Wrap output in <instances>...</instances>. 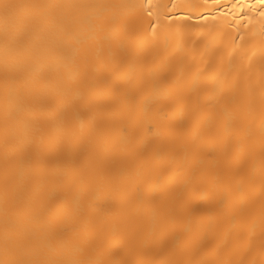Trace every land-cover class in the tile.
I'll use <instances>...</instances> for the list:
<instances>
[{
  "label": "bare ground",
  "instance_id": "obj_1",
  "mask_svg": "<svg viewBox=\"0 0 264 264\" xmlns=\"http://www.w3.org/2000/svg\"><path fill=\"white\" fill-rule=\"evenodd\" d=\"M0 264H264V0H0Z\"/></svg>",
  "mask_w": 264,
  "mask_h": 264
}]
</instances>
